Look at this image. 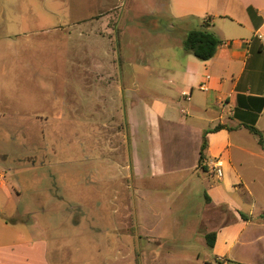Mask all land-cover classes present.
Listing matches in <instances>:
<instances>
[{
	"label": "rangeland",
	"instance_id": "374dc122",
	"mask_svg": "<svg viewBox=\"0 0 264 264\" xmlns=\"http://www.w3.org/2000/svg\"><path fill=\"white\" fill-rule=\"evenodd\" d=\"M202 1L0 0V225L8 223L0 228L7 245L0 264H264L257 138L234 133L232 142L258 157L231 147L242 161L223 172L233 184L239 175L251 192L237 188L231 199L259 242L245 236L246 246L217 254L226 261L205 237L210 217L238 227L234 210L209 212L204 191L216 179L189 167L133 180L125 169L123 92L145 102L167 94L162 52L185 51V32L205 29ZM102 22L111 31L102 32ZM36 236L46 247L9 246Z\"/></svg>",
	"mask_w": 264,
	"mask_h": 264
},
{
	"label": "crops",
	"instance_id": "0c3cea01",
	"mask_svg": "<svg viewBox=\"0 0 264 264\" xmlns=\"http://www.w3.org/2000/svg\"><path fill=\"white\" fill-rule=\"evenodd\" d=\"M203 1L200 4L202 13L206 16L203 21L212 25L213 32L211 28L207 30L221 40L222 44L208 61H199L191 54L176 51L177 49L163 51L165 64L161 67L163 76L160 82L163 81L167 87V94L163 98L155 97L150 102H145L130 91H126V94L123 92L130 159L125 169L130 172L133 180L151 181L176 176L189 167H193L198 174L203 172L216 179V184L208 183L205 177L201 179L208 183L204 195L209 200L204 199L207 205L214 208L209 212L217 214L220 209L225 215L232 209L235 213L233 219L238 224V227H231L218 219L216 224L214 217L212 219L209 216L208 225L215 233L211 250L218 260H224L226 258L221 256L233 246H246V243H250L244 242L245 236L258 242L260 237L250 218L243 220L239 216L241 207L231 199L237 188L245 191L248 187H245L237 174L234 184L230 183L223 168L230 169L231 161H242L233 160L231 147L258 157L251 151L246 152L243 142L238 138L235 139V144L232 142L234 133L245 131L250 134L242 124L253 123L264 138V104L261 111L257 112L261 106L259 99L264 98V45L257 38L259 34L264 35V0ZM193 4L196 10L197 3L193 1ZM195 14L197 13L193 10L184 15L193 17ZM210 14L216 19L210 17ZM103 22L99 27L102 32L111 31L110 22ZM185 35L186 32L183 37ZM97 80L102 83L103 76H98ZM202 83L205 84L206 91L199 89ZM106 101L102 100V103ZM217 125H223L224 128L209 132ZM120 133L116 130L113 136L119 137ZM205 133L207 148L200 165L199 153ZM118 141L123 145L121 140ZM215 160L221 162L220 178H216L205 164V161ZM247 192L251 197L249 189ZM151 213L149 210V215ZM147 219L151 218H145L144 223ZM7 225L8 223H3L0 228ZM34 239L30 244L26 242L9 246L46 247L47 241L44 238L38 240L36 236ZM6 246L0 245V261L5 257ZM221 251V256H217Z\"/></svg>",
	"mask_w": 264,
	"mask_h": 264
},
{
	"label": "trees",
	"instance_id": "16d2710c",
	"mask_svg": "<svg viewBox=\"0 0 264 264\" xmlns=\"http://www.w3.org/2000/svg\"><path fill=\"white\" fill-rule=\"evenodd\" d=\"M209 22L203 21L201 24L202 27L205 29L201 30H193L186 33L183 41V47L185 52L191 54L199 61H208L211 59L218 49V47L222 44V41L219 40L212 32L208 31L206 28L208 27ZM261 102V106L257 112L261 111V108L264 104V98L259 99ZM250 134L257 138V143L260 148L264 151V138L262 133L257 130L253 123L250 124H242ZM224 128L223 125H217L209 132H216L219 129ZM207 148V140H206V133L203 135L202 144L200 147L199 153V164L201 165L204 159V152ZM206 200H209L206 196ZM243 220H246L244 215H241ZM260 218L264 221V215H261ZM206 243L209 248H213L214 241H215V233L211 232L206 234Z\"/></svg>",
	"mask_w": 264,
	"mask_h": 264
},
{
	"label": "built area",
	"instance_id": "2783aa9c",
	"mask_svg": "<svg viewBox=\"0 0 264 264\" xmlns=\"http://www.w3.org/2000/svg\"><path fill=\"white\" fill-rule=\"evenodd\" d=\"M257 38L262 42V44L264 45V35H257ZM209 77L207 76L206 79H208ZM200 90L202 91H206L207 88L205 86V84H201L199 87ZM205 164L207 165V167L209 168V170L211 171V173L216 177V178H220L222 176V166H221V162L218 160L215 161H205Z\"/></svg>",
	"mask_w": 264,
	"mask_h": 264
}]
</instances>
